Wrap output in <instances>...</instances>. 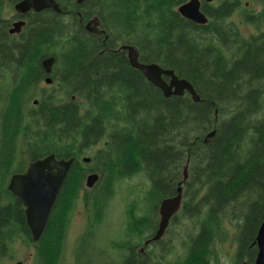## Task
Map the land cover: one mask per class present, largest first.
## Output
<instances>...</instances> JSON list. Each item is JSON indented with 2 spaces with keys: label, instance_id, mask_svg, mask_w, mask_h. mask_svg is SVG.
<instances>
[{
  "label": "trees",
  "instance_id": "trees-1",
  "mask_svg": "<svg viewBox=\"0 0 264 264\" xmlns=\"http://www.w3.org/2000/svg\"><path fill=\"white\" fill-rule=\"evenodd\" d=\"M54 1L60 13L19 14L17 0H0V264L16 242L32 250L31 264H62L77 201L86 226L72 264H220L229 240L226 264H254L264 219V0H200L205 25L178 13L188 0ZM237 17L255 33L246 36ZM15 18L25 25L11 35ZM94 18L100 35L85 29ZM123 45L188 81L200 101L164 97L131 67ZM48 57L52 82L44 87ZM49 155L73 163L33 241L8 183ZM91 173L98 180L89 189ZM138 174L147 181L142 199L130 206L122 238L110 242L116 258L101 261L95 236L108 202L119 181ZM179 185L170 224L184 226V254L167 263L170 248L153 252L161 240L144 244L158 228L160 203Z\"/></svg>",
  "mask_w": 264,
  "mask_h": 264
},
{
  "label": "water",
  "instance_id": "water-1",
  "mask_svg": "<svg viewBox=\"0 0 264 264\" xmlns=\"http://www.w3.org/2000/svg\"><path fill=\"white\" fill-rule=\"evenodd\" d=\"M204 1L211 3L213 0ZM80 2L81 0H78V3ZM200 7V0H188L178 7L177 11L183 18L195 24L205 25L208 19L201 12ZM14 9L19 14H25L31 10L40 12L45 9H52L54 12L60 13V9L54 0H22L14 5ZM24 25V20L13 22L9 33L19 34ZM85 29L96 35L104 32L99 29V22L96 18L89 21ZM120 49L127 52V59L131 67L138 70L149 83L161 90L164 97H181L187 93L193 102L197 103L200 101V97L192 85L185 79L178 78L172 70L163 69L155 63L145 64L139 62L138 54L132 46L123 45ZM53 63V57H48L41 61V67L45 75H47L44 79V83L47 85H50L52 82L49 75L51 74ZM164 78H167V81ZM36 103L34 101V104ZM212 135L213 132H210L206 138H210ZM83 162L88 163L89 159L84 158ZM72 163L73 158L64 160L56 159L54 155H49L30 162L24 173L13 174L10 177L8 191L24 207L26 226L33 241H38L41 237L58 192ZM183 174L185 180L187 177L186 168H184ZM97 180V173L89 174L85 179L86 188H92ZM181 202L182 189L179 185L177 194L174 197L165 199L160 203L158 228L151 238V242H156L162 238L171 217L180 209ZM255 244L257 255L254 264H264V219L258 229ZM242 264H245V262Z\"/></svg>",
  "mask_w": 264,
  "mask_h": 264
},
{
  "label": "rangeland",
  "instance_id": "rangeland-1",
  "mask_svg": "<svg viewBox=\"0 0 264 264\" xmlns=\"http://www.w3.org/2000/svg\"><path fill=\"white\" fill-rule=\"evenodd\" d=\"M252 8L254 11L259 12L261 11L262 6L254 4L252 5ZM235 21L240 25L242 32L246 36L255 33L253 27L247 25L245 26L240 22L238 17L235 18ZM43 86L48 87V85L45 84ZM146 185L147 181L141 174H138L130 179H124L116 184L114 194L108 202L107 210L104 214L101 225L97 228L95 236L96 241L99 243L97 251L101 254V261L107 259L114 260L116 258L117 253L111 249V241L119 240L124 235L127 220L129 218V214H131L130 206L133 203L138 204V202L141 201ZM137 213L140 212L137 211ZM85 226L86 213L83 208L82 201H77L71 214L70 223L67 229L62 264H72V254L76 245V239L84 231ZM184 239V226H171L170 224L162 236L161 244L154 246L153 252L156 255L159 247L164 246V249L170 248V250L169 254L165 256L163 261L172 263L177 259H182L184 254ZM233 251L234 243L229 240L221 248L220 264H226ZM31 255L32 250L29 247H26L20 242H16L12 245L10 257L4 260V264H31Z\"/></svg>",
  "mask_w": 264,
  "mask_h": 264
},
{
  "label": "flooded vegetation",
  "instance_id": "flooded-vegetation-1",
  "mask_svg": "<svg viewBox=\"0 0 264 264\" xmlns=\"http://www.w3.org/2000/svg\"><path fill=\"white\" fill-rule=\"evenodd\" d=\"M8 1H10V0H8ZM17 1L19 2V1H22V0H17ZM15 4H16V3H15ZM15 4H14V5H15ZM14 5H13V9H14ZM14 12H16L15 9H14ZM18 20H22V19H19V18L17 19V18H15V19L11 22L9 30L11 29V25H12V23L15 22V21H18ZM23 27H24V26H23ZM9 30H8V32H9ZM9 34H10V33H9ZM11 35H18V34H11ZM174 215H175V214H174ZM174 215H173V216H174ZM173 216H172V217H173ZM172 217H171V219H172ZM159 218H160V217H159V209H158V222H159ZM171 219H170V221H171ZM170 221H169V225H170ZM169 225H168V226H169ZM150 240H151V239H150ZM150 240H148L149 242L146 241V242H148V244H147V245L144 244V246L147 247V246H150L149 243H155V242H151ZM160 240H162V238H161ZM160 240H158V241H160ZM158 241H156V242H158ZM146 242H145V243H146ZM156 246H157V245H156ZM139 250H140V251H143L142 248H140ZM143 253H145V252L143 251Z\"/></svg>",
  "mask_w": 264,
  "mask_h": 264
}]
</instances>
